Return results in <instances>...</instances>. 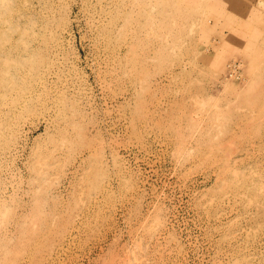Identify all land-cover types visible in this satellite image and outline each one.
Here are the masks:
<instances>
[{
    "label": "rangeland",
    "instance_id": "374dc122",
    "mask_svg": "<svg viewBox=\"0 0 264 264\" xmlns=\"http://www.w3.org/2000/svg\"><path fill=\"white\" fill-rule=\"evenodd\" d=\"M0 264H264V0H0Z\"/></svg>",
    "mask_w": 264,
    "mask_h": 264
},
{
    "label": "bare ground",
    "instance_id": "6f19581e",
    "mask_svg": "<svg viewBox=\"0 0 264 264\" xmlns=\"http://www.w3.org/2000/svg\"><path fill=\"white\" fill-rule=\"evenodd\" d=\"M238 66V65H237ZM235 70V69H234Z\"/></svg>",
    "mask_w": 264,
    "mask_h": 264
}]
</instances>
